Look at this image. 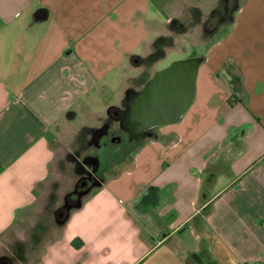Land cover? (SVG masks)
Wrapping results in <instances>:
<instances>
[{"label":"crops","instance_id":"crops-1","mask_svg":"<svg viewBox=\"0 0 264 264\" xmlns=\"http://www.w3.org/2000/svg\"><path fill=\"white\" fill-rule=\"evenodd\" d=\"M166 4L0 0V243L11 229H51L28 259L15 247L13 264H264V0H243L196 56L178 123L157 127L66 218L39 220L54 217L38 207L54 143L71 146L119 106L123 94L106 97L112 75L153 41Z\"/></svg>","mask_w":264,"mask_h":264},{"label":"rangeland","instance_id":"rangeland-1","mask_svg":"<svg viewBox=\"0 0 264 264\" xmlns=\"http://www.w3.org/2000/svg\"><path fill=\"white\" fill-rule=\"evenodd\" d=\"M242 1L167 0L165 7L166 23L156 28L158 32L155 33L153 41L145 44L142 52L140 49L137 50V53L141 55L134 56L128 62L127 67L125 66L123 69L118 68L117 74L112 75V78L115 77L118 82L117 90L107 93L106 97L117 100L123 94V99L116 108L120 111L125 110L130 102L131 95L130 93L127 94V91L131 93L139 92L145 82L155 72L166 68L174 61L185 60L204 54L211 43L219 38L221 33L233 21L235 11ZM158 38H161L163 41L159 42L155 47L154 43ZM158 53L164 54L162 59L152 64H148L145 61L146 57L150 54ZM121 74L127 76L124 82V90H122L123 84H119L118 81L122 78ZM115 117L111 113L102 115L100 120L99 118L98 120L96 119V125L99 128L86 127L85 131L81 133L79 141H74L69 147L57 142L54 143L55 156L51 164V176L53 180L50 186L47 187V200H44L42 204H38V207H40L39 205L42 207L46 206L47 211L51 214L53 213L54 217L52 221L51 217H44L39 220L46 222L48 225L52 222L56 223V221H60L61 218L57 217L56 210L63 206L65 196L72 192L77 185L80 186L79 183L85 181L90 176L91 171L97 166L96 162L90 160V158H93L98 153L99 139H102L104 133L107 131H113L116 135H123L121 132L122 128ZM120 152L121 150L117 149L112 153V156L118 158L120 157ZM113 168L114 166L112 165L109 172ZM109 172L105 175H110ZM87 186H85L84 195L89 194L91 190L95 189L94 186L88 188ZM84 195L80 196L79 201L83 199ZM45 226L38 234L35 233V230L25 227L21 239L11 229L7 237L9 240L7 239L5 242L0 243V257L9 256L13 258L16 247V249L20 250L16 251V253L19 252L23 255V259H28L31 251L34 254L39 249V246H34L32 242H39L42 235L45 240L47 234H51V229L46 234L47 227ZM37 252L39 253V251Z\"/></svg>","mask_w":264,"mask_h":264},{"label":"water","instance_id":"water-1","mask_svg":"<svg viewBox=\"0 0 264 264\" xmlns=\"http://www.w3.org/2000/svg\"><path fill=\"white\" fill-rule=\"evenodd\" d=\"M200 62L199 57L174 61L155 72L141 90L133 95L126 113L132 135L136 137L181 120L194 100ZM0 260H4L2 264H8L4 258Z\"/></svg>","mask_w":264,"mask_h":264},{"label":"trees","instance_id":"trees-1","mask_svg":"<svg viewBox=\"0 0 264 264\" xmlns=\"http://www.w3.org/2000/svg\"><path fill=\"white\" fill-rule=\"evenodd\" d=\"M237 10V9H236ZM163 40L161 38L156 39L155 41V47L158 45V43L162 42ZM164 54H150L148 57H146L145 61L148 62V64H152L160 59H162ZM200 58V57H199ZM202 61V58H201ZM146 83V82H145ZM127 94L130 92L127 91ZM120 113L121 111L117 108H110L109 113ZM116 118V117H115ZM117 120V119H116ZM119 137L122 141L118 142L117 140L111 142L112 138ZM158 137L156 128L149 130L144 138L140 141L136 142H126L124 140V137L120 134L116 135L113 131H107L104 133L101 143L97 149L98 153L93 156V158H90V160L94 162H98L97 166H95L94 170L90 173V181L89 183H86L87 188L91 186H98L100 183H102L106 178V173L109 172V169H111V166L113 165H121L124 163L128 158H130L140 147L142 144H144L146 141L156 140ZM124 140V141H123ZM117 149L121 150L120 157L114 158L112 155L113 152H115ZM99 165V167H98ZM98 167V168H97ZM88 177V178H89ZM92 181V182H91ZM84 181H81L79 183L80 186L77 185V187L70 193H68L64 198V204L57 212V217L61 218L60 220H63L67 217L68 213L77 207V205L80 203L79 198L81 195H84V189L85 187H81L82 183ZM91 182V183H90ZM90 184V185H89ZM92 184V185H91ZM201 250L204 252V256L207 258V254H205V246H201Z\"/></svg>","mask_w":264,"mask_h":264},{"label":"flooded vegetation","instance_id":"flooded-vegetation-1","mask_svg":"<svg viewBox=\"0 0 264 264\" xmlns=\"http://www.w3.org/2000/svg\"><path fill=\"white\" fill-rule=\"evenodd\" d=\"M130 102H129V104L126 106L127 108L125 109V110H122L120 113H114V115L116 116V119H117V122L120 124V126H121V128H122V133H123V137H124V140L126 141V142H136V141H140V140H142L143 138H144V136H145V134L148 132V131H146V132H143L141 135H138V136H134V135H132L133 133H132V130L131 129H129V126H130V122H129V119L127 118V115H126V113H128V109H129V105L131 104V99H132V97H133V95L135 94V93H131L130 92ZM117 138H119V137H115V138H112L111 139V142H113V141H115V140H117L118 142H120V141H122L121 140V138H119V139H117ZM100 141L102 140V139H99ZM123 140V141H124ZM99 141V144L101 143ZM98 164V162H96V165ZM90 177L88 178H86V180L82 183V185H81V187H85L86 186V183L87 182H89L90 180ZM59 209L60 208H58L57 210H56V213L59 211ZM0 258H4L7 262H8V264H13V260H12V258L11 257H6V256H2V257H0ZM4 262V260H0V264H2Z\"/></svg>","mask_w":264,"mask_h":264}]
</instances>
